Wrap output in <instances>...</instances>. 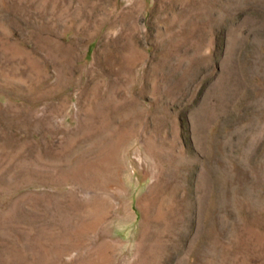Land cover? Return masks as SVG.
<instances>
[{
  "label": "rangeland",
  "instance_id": "374dc122",
  "mask_svg": "<svg viewBox=\"0 0 264 264\" xmlns=\"http://www.w3.org/2000/svg\"><path fill=\"white\" fill-rule=\"evenodd\" d=\"M0 264H264V0H0Z\"/></svg>",
  "mask_w": 264,
  "mask_h": 264
},
{
  "label": "bare ground",
  "instance_id": "6f19581e",
  "mask_svg": "<svg viewBox=\"0 0 264 264\" xmlns=\"http://www.w3.org/2000/svg\"><path fill=\"white\" fill-rule=\"evenodd\" d=\"M86 227H87V229L92 228L93 227V222H87V224L82 229H85Z\"/></svg>",
  "mask_w": 264,
  "mask_h": 264
}]
</instances>
